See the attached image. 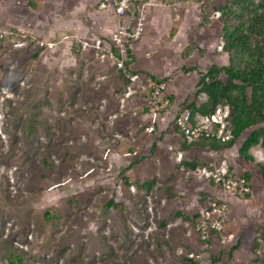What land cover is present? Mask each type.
Returning a JSON list of instances; mask_svg holds the SVG:
<instances>
[{"label": "rangeland", "instance_id": "obj_1", "mask_svg": "<svg viewBox=\"0 0 264 264\" xmlns=\"http://www.w3.org/2000/svg\"><path fill=\"white\" fill-rule=\"evenodd\" d=\"M128 1L145 10V29L129 41L124 70L111 42L116 0H92L75 17L76 0H0V18L29 21L0 25V264H196L197 224L217 197L204 190L205 170L250 178L248 198L228 196L211 264H264V150L252 147L253 161L239 153L264 123L226 149L176 125L208 99L202 74L244 64L227 29L261 0ZM217 80L234 94L240 84ZM160 83L154 121L149 97ZM172 145L187 152L188 174Z\"/></svg>", "mask_w": 264, "mask_h": 264}, {"label": "trees", "instance_id": "obj_2", "mask_svg": "<svg viewBox=\"0 0 264 264\" xmlns=\"http://www.w3.org/2000/svg\"><path fill=\"white\" fill-rule=\"evenodd\" d=\"M251 5L253 4H248ZM227 38L229 48L244 58V64L238 66L232 63L230 66L221 67L215 65L206 74H202V89L207 93L208 99L199 107L193 106L190 110L194 115L200 113L210 116L222 111H231L230 115H225L232 128L230 140L201 137L214 142V149L232 148L246 129L264 123V0L251 10L247 22L231 25L227 29ZM128 56L129 58L124 60L126 69L134 60L130 48ZM221 73H225L231 83L240 82L235 94L223 81L217 80ZM207 77L214 80L213 84L206 82ZM254 146H260L264 150V126L252 131L241 146L240 155L247 161H253L254 157L249 150ZM261 168L264 170L263 166ZM244 177L249 183V176L245 174ZM244 196L248 198L249 194ZM190 260L199 264L193 259Z\"/></svg>", "mask_w": 264, "mask_h": 264}, {"label": "built area", "instance_id": "obj_3", "mask_svg": "<svg viewBox=\"0 0 264 264\" xmlns=\"http://www.w3.org/2000/svg\"><path fill=\"white\" fill-rule=\"evenodd\" d=\"M117 25L111 36V42L117 48L116 62L120 68L126 70L124 60L128 57V43L143 34L145 29V10L136 13L132 1L116 0ZM131 10L133 11L131 14ZM7 33L0 30V40L6 38ZM166 89L165 83L155 85L149 97V109L151 114H158L162 107V95ZM176 125L181 132L191 139L211 137L228 141L231 139V125L225 116L219 112L210 116L200 113L193 114L190 110L185 111L176 118ZM181 158L182 155H179ZM205 175L212 185L224 193V197L211 198L208 209L202 214L197 224V236L200 241V250L188 254L199 264H211L210 251L214 248L217 235L221 234L230 220V204L228 196H244L250 191L244 175L239 177L230 176L225 172L205 170Z\"/></svg>", "mask_w": 264, "mask_h": 264}, {"label": "crops", "instance_id": "obj_4", "mask_svg": "<svg viewBox=\"0 0 264 264\" xmlns=\"http://www.w3.org/2000/svg\"><path fill=\"white\" fill-rule=\"evenodd\" d=\"M75 1V0H74ZM77 2L76 3H74L75 5H78V6H74L73 8H72V11H73V17H75V16H77V15H79L78 13L81 11V12H83L84 13V11H88V7H89V3L92 1V0H76ZM108 7H110V5H107L105 8H107L108 9ZM108 12H106V13H108L109 15H110V13H111V10H107ZM107 15V14H106ZM19 16V15H18ZM116 18V20H117V13H116V15L114 16V19ZM110 19V18H109ZM108 18H106L105 16L102 18V20L99 22V23H101L103 26H108V28H110L109 26H110V20H109ZM13 24V25H15V24H18L19 26H21V27H23V28H25V27H27L26 25H28L29 24V21H27L26 20V17L25 18H20L18 21H17V23L16 22H13V21H11V17H10V19H2V18H0V25H6V24ZM67 25L68 26H70V25H72V26H75V25H77V24H73V22L72 21H69V23H67ZM78 26V25H77ZM68 29H71V28H68ZM151 119H153L154 121H156L157 120V116H155V114H150V115H148ZM152 120V121H153ZM186 135H184V137H185ZM187 137V136H186ZM185 137V138H186ZM188 138V137H187ZM189 139H191V138H189ZM241 146L242 145H240L239 146V150H240V148H241ZM234 147V146H233ZM169 154H170V158L172 159V161H173V163L174 164H176L175 165V168L176 169H179V171L180 172H178V173H180V175H184V174H188V170L189 169H191L192 168V163H190V162H186L185 161V154H186V156H187V152H185L184 150H180V149H177V147L175 146V145H172V146H169ZM172 153H174V156H173V154ZM179 155H182V157L180 158L179 157ZM189 161H191V160H189ZM177 173V172H176ZM199 178V177H198ZM201 181V179H195V182H200ZM218 188H216L214 185H212L211 183H210V181L209 180H206L205 182H204V190L207 192V193H209V194H217V196L218 197H224V193L220 190V189H218V192H215V190H217ZM204 211V210H203ZM189 237V239L191 238L190 237V234H189V232H188V234H187ZM221 235V234H220ZM188 238H187V240H188Z\"/></svg>", "mask_w": 264, "mask_h": 264}]
</instances>
